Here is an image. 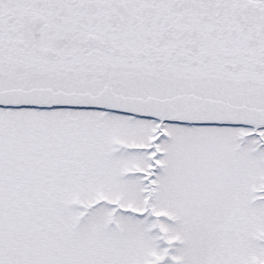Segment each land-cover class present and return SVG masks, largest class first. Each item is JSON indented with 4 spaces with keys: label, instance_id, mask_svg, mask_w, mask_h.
Masks as SVG:
<instances>
[{
    "label": "snow or ice",
    "instance_id": "1",
    "mask_svg": "<svg viewBox=\"0 0 264 264\" xmlns=\"http://www.w3.org/2000/svg\"><path fill=\"white\" fill-rule=\"evenodd\" d=\"M0 264H264V0H0Z\"/></svg>",
    "mask_w": 264,
    "mask_h": 264
}]
</instances>
